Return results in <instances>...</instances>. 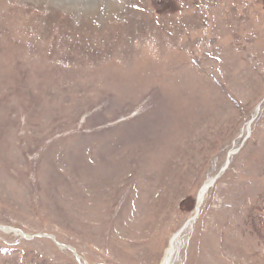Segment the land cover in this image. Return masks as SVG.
<instances>
[{
  "label": "rangeland",
  "instance_id": "rangeland-1",
  "mask_svg": "<svg viewBox=\"0 0 264 264\" xmlns=\"http://www.w3.org/2000/svg\"><path fill=\"white\" fill-rule=\"evenodd\" d=\"M1 225L0 264H264V0H0Z\"/></svg>",
  "mask_w": 264,
  "mask_h": 264
},
{
  "label": "bare ground",
  "instance_id": "bare-ground-1",
  "mask_svg": "<svg viewBox=\"0 0 264 264\" xmlns=\"http://www.w3.org/2000/svg\"><path fill=\"white\" fill-rule=\"evenodd\" d=\"M213 183V180H208L206 182H204V184L202 185L199 193H198V197H197V200H198V204H200V201H203L204 197H205V194L208 190V187ZM197 212H198V205H197V208L195 209ZM190 222L191 220H189L188 222V225L186 228H188L190 226ZM4 232H13L15 235H19V236H23V237H30L28 234H25L23 233L22 231L20 230H17V229H14V228H11V227H8V226H2L0 227ZM185 228V229H186ZM184 229V228H183ZM184 229V230H185ZM183 231H178L177 233H174L170 238H169V241H168V244L166 246V248L164 249V253L162 255V258H161V261L159 264H173V257L175 255V253L178 251L179 249V238H180V235L182 234ZM47 236V235H46ZM82 262V264H85L82 260H80ZM80 263V262H79ZM88 264V263H86Z\"/></svg>",
  "mask_w": 264,
  "mask_h": 264
},
{
  "label": "water",
  "instance_id": "water-1",
  "mask_svg": "<svg viewBox=\"0 0 264 264\" xmlns=\"http://www.w3.org/2000/svg\"><path fill=\"white\" fill-rule=\"evenodd\" d=\"M227 162H229L228 159H227ZM42 236H46V234L42 235ZM47 237H49V236H47ZM49 238H52L60 248H68V249H70L74 253V255L77 257V260L80 262V264H82V262L80 261L81 260L80 256L75 252V250L73 248L68 247V246H63L61 243L56 241L53 236L52 237L50 236ZM84 263L86 264V262H84Z\"/></svg>",
  "mask_w": 264,
  "mask_h": 264
}]
</instances>
